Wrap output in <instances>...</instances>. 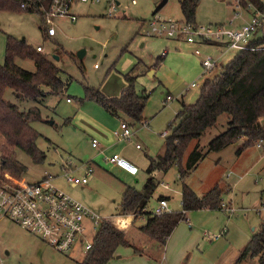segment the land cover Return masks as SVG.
<instances>
[{
  "label": "rangeland",
  "instance_id": "374dc122",
  "mask_svg": "<svg viewBox=\"0 0 264 264\" xmlns=\"http://www.w3.org/2000/svg\"><path fill=\"white\" fill-rule=\"evenodd\" d=\"M251 1L242 0V8H238L237 0H201L196 22L200 27L216 28L223 25L226 29L240 28L251 19L252 10L248 9ZM114 2L117 7L115 12L110 11L111 5L108 2H76L73 12L77 14L78 20L73 22L67 17L56 19V36L51 38L44 34L39 14L0 11V63H5L7 38L12 36L34 48L42 46V53L58 66L59 76L66 83L62 92L48 94L37 101L18 99L11 88L6 90L5 98L21 110L40 108L42 119L31 122V126L40 134L37 145L46 154V159L35 162L20 148L10 151L6 148L4 137L0 135V179L10 174L17 179L35 182L51 176L59 188L94 214L104 219L111 217L113 220L122 213L120 205L126 187L142 190L150 177L147 167L151 158H162L165 155L166 137L171 134L169 126L174 120L176 124L180 121L176 117L183 103L195 104L205 80L214 79L239 53L237 49H227L210 42L189 43L183 36L160 38L147 35V25L142 27L144 20L149 21L154 17L185 20L179 0ZM165 49L170 51V56L181 52L185 57L191 55L195 58L200 65L199 76L181 75L175 68L167 69L165 75H162L157 60L161 62ZM197 49L202 55L195 54ZM203 56L218 59L221 66L203 76ZM15 61L19 67L30 72L37 69L31 58L16 57ZM96 64L98 67H95ZM152 67L157 68L155 77L149 72ZM128 73L136 76L137 91L149 96L143 115L147 122L131 124L134 137L120 141L118 137L115 138L117 145L109 147L94 164L91 157L98 153L99 148L92 147L93 135L87 126H98L100 122L107 126V131L109 129L114 133L119 130L121 121L118 119L120 117H113L96 101L86 99L85 87L99 89L110 97L119 96ZM194 82L197 85L186 91ZM43 89L50 91L48 86H43ZM168 94L173 96L172 100H167ZM228 121L227 114H222L214 127L190 144L182 162L185 166L190 153L199 146V150L207 155L186 183L200 196L219 184L225 191L223 203L228 206L223 210H196L187 214V220L182 221L173 231L165 248L164 256L173 255L174 264H209L208 256L214 260L225 248L229 250L219 264H229L233 256L230 247L232 242L237 243L244 230L248 233H253V228L258 230L264 217V138L260 146V141H256L243 148V138L221 151H209V143L228 129ZM137 143L141 144V149L136 148ZM240 149L243 150L238 153ZM114 150H121L140 169L139 173L131 175L109 165L106 159ZM5 155H12L26 166V173H4L2 162ZM87 161H90L94 169L90 182L73 186L66 175L79 176L84 167H81L82 164ZM69 162L73 163L70 169ZM153 174L159 184L166 182L171 185L169 189L159 185L158 190L169 196L172 212H181L182 180L179 166L175 164L168 171L155 170ZM158 197L159 194L154 193L148 205L149 212H153L157 206ZM145 219L139 217L128 235L138 246L145 243V235L139 229V226L145 224ZM96 230L90 227L87 238L93 240ZM228 233H235L233 240L227 236ZM214 235L218 236L216 241L219 242L211 239ZM197 242L201 245L198 246ZM203 242H207L206 247L202 246ZM186 244L191 248L183 259L180 253ZM154 249L159 252L157 245ZM129 251L132 250L120 248V253L125 255L124 259L119 260L121 264L128 263L127 258L132 256L128 255ZM86 253L82 240L70 252L60 253L22 227L7 219L0 220V264H81ZM112 263L118 264V261ZM245 264H258V258L249 259Z\"/></svg>",
  "mask_w": 264,
  "mask_h": 264
},
{
  "label": "trees",
  "instance_id": "16d2710c",
  "mask_svg": "<svg viewBox=\"0 0 264 264\" xmlns=\"http://www.w3.org/2000/svg\"><path fill=\"white\" fill-rule=\"evenodd\" d=\"M25 0H0V11L32 12L45 17L43 7L48 8L52 0H34L33 6L23 10ZM256 4L259 3L253 0ZM201 0H179L184 21L198 28L196 14ZM147 21V20H144ZM48 37V36H46ZM250 46L264 47V30L259 28L251 40ZM16 57H28L34 60L36 71L30 72L16 64ZM58 66L42 52L19 41L15 37L7 38L5 63H0V135L6 141V148L12 151L20 148L28 153L35 162H43L46 154L38 147L39 132L31 126V122L42 119L39 107L23 111L19 106L5 98L8 88L14 91L18 99L39 100L48 94L62 92L66 83L59 76ZM127 85L119 96L110 97L99 89L85 87L86 99L94 100L112 115L124 119L129 124L143 123V115L149 96L137 91L136 76L125 75ZM43 86L50 87L46 92ZM222 114L229 117L228 129L215 137L209 143V151H221L240 139H245L243 148L264 138V49L242 50L223 71L214 77L206 79L201 88V94L195 104L183 103L182 109L169 128L171 134L166 137V152L162 158H151L147 172L150 174L142 190L128 186L121 201V211L125 215H138L147 209L151 198L160 185L153 172L168 171L177 164L182 180V211L170 212L162 216L146 211V223L140 231L151 241L165 246L177 226L187 220V214L196 210H223L224 189L216 184L208 192L198 195L186 183L187 178L207 155L197 146L186 160L182 162L190 144L200 139L204 133L218 123ZM69 121V120H68ZM240 149L238 153L241 152ZM10 153V152H9ZM4 173L22 175L27 167L12 155L3 156ZM163 195L159 197L162 198ZM121 247L131 248L137 255L145 254V249L133 246L126 234L112 223H101L92 248L86 253L81 264H109L115 258ZM258 258V264H264V224L251 241L241 251L235 264H244L247 260Z\"/></svg>",
  "mask_w": 264,
  "mask_h": 264
},
{
  "label": "built area",
  "instance_id": "2783aa9c",
  "mask_svg": "<svg viewBox=\"0 0 264 264\" xmlns=\"http://www.w3.org/2000/svg\"><path fill=\"white\" fill-rule=\"evenodd\" d=\"M78 1L91 4L108 2L111 5L110 11H117L114 0H52L48 8L43 7L45 17L41 20V28L46 36L49 38L56 36V19L67 17L73 22L78 20L77 14L73 12V6ZM241 1L237 0L238 8L240 6L242 8ZM255 1L259 5L254 1L249 2L248 9L252 10L251 19L240 28L226 29V26L223 25L216 28L212 26L194 28L186 22L171 17H154L146 21V33L160 38H179L183 36L189 43L210 42L211 44L225 46L227 49H237L239 52L242 50L264 49V47L250 46L257 30L264 27V0ZM33 3L34 0H25L21 7L23 10H27L33 6ZM133 3H136V0H133ZM36 49L39 52L44 50L42 46H38ZM195 54L202 55L198 49ZM201 64L203 76L221 66L218 59L211 56H203ZM95 67H98V65L96 64ZM196 85L194 82L191 87ZM172 99L173 96L168 95V100ZM68 101L71 100L68 99ZM130 128L126 121H122L115 135L120 140L131 139L134 133ZM262 142L263 140H260L258 146ZM92 146L94 148L100 147L98 138L92 139ZM136 148L141 149V144L137 143ZM107 159L110 163L124 168L131 174L136 175L139 171L136 165L120 154H113ZM72 164V162H69L68 169ZM93 171L94 169L90 164H85L83 173L80 176H66L68 181L75 186L88 184ZM160 185L165 188L171 187L169 183H160ZM223 207H226L224 203ZM170 212L172 211L168 199L162 197L152 213L153 215L162 216ZM3 219H7L34 234L60 253L70 252L80 240L83 241L84 249L88 252L92 248L95 239L90 240L87 238L88 229L93 227L94 230H99L101 223L107 221L106 218L94 214L89 208L65 193L54 183V178L51 176H45L35 182H28L25 179L14 178L10 174H5L0 179V220ZM217 238V235L211 237L212 240Z\"/></svg>",
  "mask_w": 264,
  "mask_h": 264
},
{
  "label": "crops",
  "instance_id": "0c3cea01",
  "mask_svg": "<svg viewBox=\"0 0 264 264\" xmlns=\"http://www.w3.org/2000/svg\"><path fill=\"white\" fill-rule=\"evenodd\" d=\"M146 25V21H142V27L144 26L145 27ZM177 49V48H176ZM165 53V54H164ZM173 56H170V51L168 49H165L162 53V56H161V62L157 60V64H158V67L160 68V71H163L162 75L164 74L165 75V71L167 69H171V68H175L174 70H178L180 71V74L181 75H191L192 77H197L199 76V71H200V65L198 63L197 60H195V58H192L191 55H188V56H184L181 52H175L173 54H171ZM164 60V61H162ZM202 60V59H201ZM202 65V64H201ZM96 66V65H95ZM149 72L151 73V76L152 77H155L156 74H157V68L155 67H152ZM125 81V86L127 85V82L126 80ZM124 86V87H125ZM123 87V88H124ZM122 88V90H123ZM191 85L188 86L186 88V91L190 90ZM121 90V91H122ZM168 95H171V94H168ZM182 95H184L182 93ZM172 96V95H171ZM167 100H168V96H167ZM110 113V112H109ZM110 115H112L110 113ZM113 117H117L118 116H115V115H112ZM120 119V121H125L124 119H126L125 117L123 118H118ZM147 120L145 119V121L143 122V124H146ZM129 124V123H128ZM131 125V124H129ZM89 128V131L92 133L93 138H98L99 141H100V147L99 149L98 148H95V149H98V153L93 155L91 157V162H93L94 164L96 163L97 164V161L100 159V157H102V155L104 154L105 151H107L109 149V147L111 146H116L117 142L115 140V138H117V136L115 135V132L113 133L112 131H110L108 129H105L107 128V126L105 124L98 122V126L97 125H88L87 126ZM135 133L133 134L132 137H134ZM118 139V138H117ZM115 140V141H114ZM120 141V139L118 140ZM92 144V142H91ZM101 144L103 146H101ZM93 147V146H92ZM94 148V147H93ZM113 154H120L123 158H125L126 160H128V157L126 155H124V153L121 152V150H114ZM108 159H106L107 161ZM129 161V160H128ZM108 162V161H107ZM90 164V161H87L85 163L82 164L81 167L85 166ZM111 164V166L113 165L116 169H119L121 171H125L129 174H131L130 172H128L127 170H125L124 168L122 167H119L115 164H112L109 162V165ZM91 165V164H90ZM149 166V165H148ZM148 168V167H147ZM140 171V169H139ZM138 171V173H139ZM83 173V168L81 169V172H80V175ZM94 173V171H93ZM137 173V174H138ZM136 174V175H137ZM79 175V176H80ZM131 175H134V174H131ZM93 176V174H92ZM92 178V177H91ZM91 180V179H90ZM90 182V181H89ZM161 183H164V182H161ZM166 184V182H165ZM73 185V184H72ZM75 186V185H73ZM128 187V186H127ZM126 187V188H127ZM171 188V187H170ZM169 189V188H167ZM125 191V190H124ZM123 191V193H124ZM158 193L159 194V197L160 196H164L165 198L169 199V196L165 195L163 193V191H159L158 189L156 190L155 194ZM159 197H158V200H159ZM182 202V201H181ZM159 203V202H158ZM158 205V204H157ZM264 205V203H263ZM228 206V205H226ZM156 208V207H155ZM154 208V209H155ZM154 209L152 211H154ZM148 207L146 210H144L141 214H138L137 216H135L134 214H131V215H125V214H122L120 213L114 220L111 218V217H107L106 219L107 220H110L114 226H116L118 229H120L121 231H123L126 236H127V239L133 244V246H136L138 248H142V249H145V254H142V255H137L133 252V249L131 248H126V249H131L132 251H129L128 252V255H132V256H129L127 259H128V263L127 264H163V263H166V264H174V256L171 255V254H168L166 257L164 256V252H165V248H166V245L165 246H162L161 244H159L158 242H155V241H151L147 236H144L145 238H143V241L145 243L142 244V246H138L136 245L134 242V239H129L128 238V235L131 233L132 231V227L134 226V223L135 221L139 218V217H144L145 219V223L147 221V218L148 216L145 214L146 211H148ZM260 211V210H259ZM258 211V212H259ZM193 212V211H191ZM190 213V212H189ZM181 224V223H180ZM259 227H258V230L256 228H253L252 229V232L253 233H248L247 230H244L243 232V235L241 234V238H239L238 242H232L231 246L232 247V252H233V256L232 258L230 259L229 261V264H235V262L237 261V259L239 258L240 254H241V251L245 248V246L251 241V239L253 238L254 234L260 230L261 226L264 224V217L262 218V220L260 221L259 223ZM133 225V226H132ZM143 226V225H141ZM141 226H139V229L141 228ZM179 226V225H178ZM140 233L142 234V232L140 231ZM227 233V232H226ZM233 235H235V233H231ZM233 235H229V233L227 234V236H229L232 240H233ZM206 241V240H205ZM216 241V239H215ZM208 242V240H207ZM207 242H203L202 246H205ZM216 242H219L218 240ZM198 243V246H200L201 244ZM158 246L159 248V252H157L154 247L155 246ZM161 245V246H160ZM209 245V244H208ZM206 247V246H205ZM191 248V246L189 244H186V248H183V251L180 253V257L181 258H185L186 257V254H188V250ZM229 250V249H228ZM227 248H225L224 252H222L218 257H215L214 260L213 258H210L208 256V260H209V264H219L220 261H221V258H224L226 252L228 251ZM122 252V251H121ZM134 254H133V253ZM120 254V255H119ZM137 255V256H136ZM124 256L123 254L120 253V249L118 250L117 252V255L115 258L111 259V261L109 262V264H113L112 262L115 260V261H118V264H121L119 260L121 259H124ZM130 259V260H129ZM184 262H186V260H184ZM188 262V261H187ZM208 264V263H207ZM245 264V263H244Z\"/></svg>",
  "mask_w": 264,
  "mask_h": 264
},
{
  "label": "water",
  "instance_id": "95a60500",
  "mask_svg": "<svg viewBox=\"0 0 264 264\" xmlns=\"http://www.w3.org/2000/svg\"><path fill=\"white\" fill-rule=\"evenodd\" d=\"M81 53H82V52H80V57H81Z\"/></svg>",
  "mask_w": 264,
  "mask_h": 264
}]
</instances>
